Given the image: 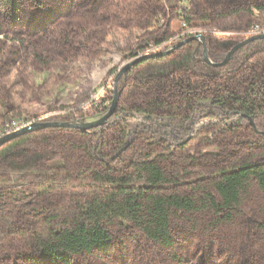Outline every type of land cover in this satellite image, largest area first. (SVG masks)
Here are the masks:
<instances>
[{"label": "rangeland", "instance_id": "rangeland-1", "mask_svg": "<svg viewBox=\"0 0 264 264\" xmlns=\"http://www.w3.org/2000/svg\"><path fill=\"white\" fill-rule=\"evenodd\" d=\"M186 2L187 8L172 9L166 0H16L14 5L0 0V139L45 121L70 123L79 115L88 122L101 119L97 111L110 104L118 74L137 58L172 51L200 36L234 46L264 34V10L257 9L264 0ZM192 131L193 178L241 196L244 207L237 222L216 228L206 208L189 202L181 187L152 177L143 213L152 231L170 229L174 247L124 228L114 233L110 247L80 255L74 264H264V232L252 225L264 219V191L256 175L246 174L264 173V140L236 145L230 135L208 132L201 123ZM239 131L241 140L247 134ZM52 153L33 166L0 167V186L19 196L41 192L36 184H26L27 175L51 173L60 163L57 152ZM98 182L113 181L103 176ZM42 201L63 203L58 195ZM0 264L48 262L30 240H1Z\"/></svg>", "mask_w": 264, "mask_h": 264}, {"label": "trees", "instance_id": "trees-1", "mask_svg": "<svg viewBox=\"0 0 264 264\" xmlns=\"http://www.w3.org/2000/svg\"><path fill=\"white\" fill-rule=\"evenodd\" d=\"M7 1L14 5L16 0ZM166 2L172 9L188 7L186 0ZM206 43L213 63L222 62L233 47L209 39ZM115 96L113 120L104 126L44 129L0 148L2 169L36 165L55 151L60 160L51 173L27 175L26 184H36L41 192L19 196L0 186V241L30 240L48 264H74L80 255L105 250L113 244L114 233L124 228L173 248L170 229L152 231L143 213L152 177L181 187L189 202L206 208L216 228L241 217V196L193 178L189 147L197 123L209 127L208 132H225L236 145L264 140V40L247 45L222 67L207 64L203 45L196 42L138 64L115 85L110 104L99 107V116L109 112ZM240 128L247 134L241 140ZM246 174L256 175L264 191V173ZM103 176L113 182H98ZM57 195L63 201L59 206L40 202ZM252 225L264 232V219Z\"/></svg>", "mask_w": 264, "mask_h": 264}, {"label": "water", "instance_id": "water-1", "mask_svg": "<svg viewBox=\"0 0 264 264\" xmlns=\"http://www.w3.org/2000/svg\"><path fill=\"white\" fill-rule=\"evenodd\" d=\"M261 40H264V34L256 35V36L248 38V39H246L240 43H237L231 48V50L228 52V54L226 55V57L224 58V60L221 63H212V61L208 57L206 39L203 36L190 38L184 42L179 43L174 48V50H172V51H168L166 53L148 55V56L137 58L134 61H131L118 74V76L116 78V86L118 85L119 80L124 75H126L136 65L141 64V63L146 62V61H149V60L169 56L175 50L189 44L190 42L200 41L201 44L203 45L204 61L209 65H212L215 67H222V66H225L244 47L251 44L252 42L261 41ZM116 104H117V96H115L109 112L105 116H103L101 119L96 120V121H92V122H81V123H75V124L67 123V122H44V123L32 124L25 129L13 132L11 134H8V135L2 137L0 139V147L2 145H4L5 143H7V142L19 137V136L25 135V134L30 133V132L40 131V130L49 129V128H74V129H78L81 131H89V130L99 128V127L104 126L108 122H111L113 120V115L115 113ZM147 119H149V118L148 117L145 118V120H147ZM252 125H253V123H252ZM190 139H191V136L187 139V141H185L182 144L187 143Z\"/></svg>", "mask_w": 264, "mask_h": 264}, {"label": "built area", "instance_id": "built-area-1", "mask_svg": "<svg viewBox=\"0 0 264 264\" xmlns=\"http://www.w3.org/2000/svg\"><path fill=\"white\" fill-rule=\"evenodd\" d=\"M259 30V29H258ZM161 45V44H160ZM171 47L173 46V44H169ZM99 114V112L97 111V115ZM84 120H89V118L87 117H84V115H79V116H76V117H73L70 121V123H81L83 122ZM37 121H32V123H36Z\"/></svg>", "mask_w": 264, "mask_h": 264}]
</instances>
